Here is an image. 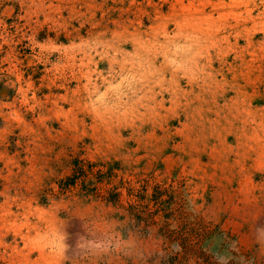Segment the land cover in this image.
<instances>
[{"label": "rangeland", "instance_id": "rangeland-1", "mask_svg": "<svg viewBox=\"0 0 264 264\" xmlns=\"http://www.w3.org/2000/svg\"><path fill=\"white\" fill-rule=\"evenodd\" d=\"M260 227L264 0H0V264H264Z\"/></svg>", "mask_w": 264, "mask_h": 264}, {"label": "clouds", "instance_id": "clouds-1", "mask_svg": "<svg viewBox=\"0 0 264 264\" xmlns=\"http://www.w3.org/2000/svg\"><path fill=\"white\" fill-rule=\"evenodd\" d=\"M256 233L258 234L257 239H264V227L257 228ZM231 247H234V245H232ZM66 250L67 246L64 244H60V251L62 255L64 252H66ZM174 251H182V249H180L179 245L177 244L174 246ZM207 251L212 255L215 264H229V261L232 259V256L229 252L218 250V244L211 246L207 249ZM166 258L167 257H164V259Z\"/></svg>", "mask_w": 264, "mask_h": 264}]
</instances>
